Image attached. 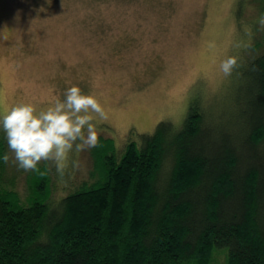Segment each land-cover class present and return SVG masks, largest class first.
Returning <instances> with one entry per match:
<instances>
[{
    "label": "trees",
    "instance_id": "1",
    "mask_svg": "<svg viewBox=\"0 0 264 264\" xmlns=\"http://www.w3.org/2000/svg\"><path fill=\"white\" fill-rule=\"evenodd\" d=\"M240 75L218 115L194 98L123 154L100 138L93 179L56 202L45 171L28 203L0 183V264H264V48Z\"/></svg>",
    "mask_w": 264,
    "mask_h": 264
},
{
    "label": "rangeland",
    "instance_id": "2",
    "mask_svg": "<svg viewBox=\"0 0 264 264\" xmlns=\"http://www.w3.org/2000/svg\"><path fill=\"white\" fill-rule=\"evenodd\" d=\"M237 1L0 0V116L21 102L46 111L78 85L99 95L107 117L97 126L100 138L123 154L162 120L181 126L194 98L218 115L242 82V67L225 77L220 62L239 55L243 66L264 48L263 3L249 0L237 17ZM0 141L9 152L2 128ZM68 159L79 167L63 180L52 161L25 172L10 160L0 183L28 203L45 171L56 202L90 182L98 164L94 148L76 153L75 144Z\"/></svg>",
    "mask_w": 264,
    "mask_h": 264
},
{
    "label": "clouds",
    "instance_id": "3",
    "mask_svg": "<svg viewBox=\"0 0 264 264\" xmlns=\"http://www.w3.org/2000/svg\"><path fill=\"white\" fill-rule=\"evenodd\" d=\"M257 22L264 30V14ZM244 32L250 45L253 32L248 27ZM235 47L239 48L240 44ZM240 67L241 57L230 55L220 62L219 71L229 77ZM106 118L99 95L85 93L78 85L67 88L63 99H58L40 113L31 102L18 103L0 116V128L5 133L9 149L3 154L2 161L8 164L11 160L25 172H39L40 162L52 161L63 180L69 167L73 170L79 167L77 161L70 163L68 159L73 144L76 153L97 147L100 141L97 126Z\"/></svg>",
    "mask_w": 264,
    "mask_h": 264
}]
</instances>
